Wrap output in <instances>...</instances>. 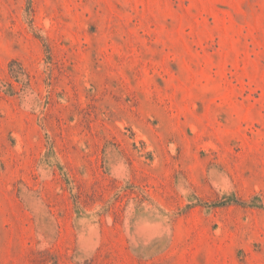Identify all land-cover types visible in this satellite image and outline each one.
I'll return each instance as SVG.
<instances>
[{
	"label": "rangeland",
	"instance_id": "1",
	"mask_svg": "<svg viewBox=\"0 0 264 264\" xmlns=\"http://www.w3.org/2000/svg\"><path fill=\"white\" fill-rule=\"evenodd\" d=\"M0 264H264V0H0Z\"/></svg>",
	"mask_w": 264,
	"mask_h": 264
}]
</instances>
